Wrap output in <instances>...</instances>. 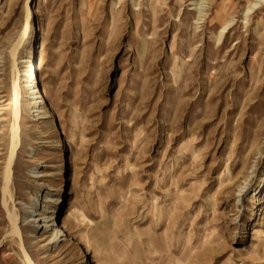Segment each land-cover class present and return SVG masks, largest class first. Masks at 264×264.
Segmentation results:
<instances>
[{
  "label": "rangeland",
  "instance_id": "rangeland-1",
  "mask_svg": "<svg viewBox=\"0 0 264 264\" xmlns=\"http://www.w3.org/2000/svg\"><path fill=\"white\" fill-rule=\"evenodd\" d=\"M23 58L0 264H264V0H0Z\"/></svg>",
  "mask_w": 264,
  "mask_h": 264
},
{
  "label": "bare ground",
  "instance_id": "bare-ground-1",
  "mask_svg": "<svg viewBox=\"0 0 264 264\" xmlns=\"http://www.w3.org/2000/svg\"><path fill=\"white\" fill-rule=\"evenodd\" d=\"M27 33H28V29L25 28L24 35H27ZM30 63H31L30 60H28L27 58H23V59L20 60V65H15L14 71H13V73L11 75V79L9 81V87H8V92H7L8 95L6 97L1 98V100H0V116H2L0 118V121H5L6 120V116L5 115H6V113H9L10 116H11L10 124L13 125L12 128L14 129V132L16 131V129L19 128V125H20L19 122L21 121L22 116H23V109H22V97H23L22 85L24 84V82H31L26 87L28 88V91L33 95V97H32L33 100L31 102L32 105H33L32 108H39V107H36V106L41 103V102L36 101V99L39 98L37 96V93H39V90L37 89V85L35 86L32 83L33 82L32 80L29 81L25 77V76H30V74H29V69H30V66H31ZM35 111H38V110H35ZM33 214H34V212H33ZM43 220L46 223V225H45L46 229L49 228L52 225L54 226V224H55L54 222H52V221H54V217H51V216L50 217H46L45 216L43 218ZM67 228H68V223L67 222H65L63 224V226H61L60 229L55 228L53 230V233H52L53 238H52L51 242H55L56 243L58 241H61L63 239V237L66 236L65 232H66ZM22 249L24 250L23 247H22Z\"/></svg>",
  "mask_w": 264,
  "mask_h": 264
}]
</instances>
